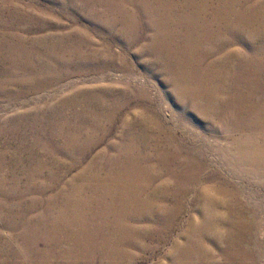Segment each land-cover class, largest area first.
<instances>
[{"label":"rangeland","instance_id":"rangeland-1","mask_svg":"<svg viewBox=\"0 0 264 264\" xmlns=\"http://www.w3.org/2000/svg\"><path fill=\"white\" fill-rule=\"evenodd\" d=\"M0 264H264V0H0Z\"/></svg>","mask_w":264,"mask_h":264}]
</instances>
